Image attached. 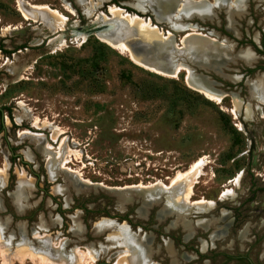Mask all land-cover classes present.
Segmentation results:
<instances>
[{
    "label": "rangeland",
    "instance_id": "1",
    "mask_svg": "<svg viewBox=\"0 0 264 264\" xmlns=\"http://www.w3.org/2000/svg\"><path fill=\"white\" fill-rule=\"evenodd\" d=\"M102 1L0 0V264H264V0Z\"/></svg>",
    "mask_w": 264,
    "mask_h": 264
},
{
    "label": "bare ground",
    "instance_id": "2",
    "mask_svg": "<svg viewBox=\"0 0 264 264\" xmlns=\"http://www.w3.org/2000/svg\"><path fill=\"white\" fill-rule=\"evenodd\" d=\"M102 0H97V2H101ZM163 2H164V5H165V7H168L171 3H172V0H163ZM174 2V1H173ZM175 3V2H174ZM94 4V3H93ZM201 5V4H200ZM35 6V5H34ZM190 7V6H189ZM188 7V8H189ZM41 8H43L42 6L41 7H39V6H36V7H34V9H41ZM47 8V7H46ZM187 8V7H186ZM18 9H19V11L22 13V15L24 16V18H29V16H28V13L26 12V10L23 8V6L21 5V3L19 2V7H18ZM71 9V8H70ZM171 9V8H170ZM44 10H45V8H44ZM48 10V9H47ZM111 10V9H110ZM123 10V9H122ZM122 10L119 8V7H117V6H115L114 8H112V10H111V14H112V18H113V16L114 17H116V12L117 13H119V14H121L120 13V11L122 12ZM173 10V9H172ZM204 10H207V9H204ZM31 11V10H30ZM51 10H49V12H50ZM71 11H73L72 9H71ZM180 11V10H179ZM202 11V10H201ZM35 12V17H31V18H33V19H36L37 18V12H36V10L34 11ZM205 12V11H204ZM210 12H211V10H210ZM118 15V14H117ZM125 15V14H124ZM56 16V15H55ZM102 16V15H101ZM126 16V15H125ZM128 16V15H127ZM126 16V17H127ZM206 16V15H205ZM60 17H61V20H59L61 23L62 22H64L67 18H66V16L65 15H63V14H60ZM130 18H129V20H126V21H129V22H131V24H134V22L138 19H141V18H139L137 15H135V14H133V15H131V16H129ZM121 18V17H120ZM119 18V19H120ZM116 19H117V17H116ZM142 20V19H141ZM48 21V20H47ZM189 23V22H188ZM56 24V23H55ZM143 24V23H142ZM147 24V26H148V22L146 23ZM145 25V24H144ZM131 26V25H130ZM195 26V25H194ZM74 28L75 27H78V26H73ZM180 27V26H179ZM61 28V27H60ZM152 28V27H151ZM188 28V27H187ZM59 29V27L57 26V25H54L53 24V26H51L50 27V31L51 32H53V33H56L57 32V30ZM180 29V28H179ZM193 29V28H192ZM196 29V28H195ZM60 30V29H59ZM148 30V29H147ZM73 32V34L76 36V37H78V36H80V37H78V38H80V42H83V40H84V37H85V34H87L88 32H86V31H78V30H72ZM98 34H99V37L103 40V41H105V42H107V43H110V44H114V42L111 40V38L110 37H108L106 34H104V33H102V32H100L99 31V28L98 29H96L95 30ZM169 34H171V33H169ZM186 34H188V33H186ZM198 34H199V32H198ZM167 35V34H166ZM192 35V34H191ZM204 35V34H203ZM193 36H195V35H193ZM192 36V37H193ZM57 36H55V37H53V38H51L50 40H49V42H52L55 38H56ZM158 37V36H157ZM161 37V36H160ZM199 37V36H198ZM77 38V39H78ZM187 38V37H186ZM204 38H207V37H204ZM85 41V40H84ZM183 41V40H182ZM163 42V41H162ZM63 43H65V41L62 39L61 41H60V44H63ZM222 43V42H221ZM116 44V43H115ZM119 44L120 45H122L120 42H119ZM175 44V43H174ZM223 44V43H222ZM173 45V44H172ZM114 47H117V46H114ZM124 48V47H123ZM122 48V49H123ZM124 50V49H123ZM175 50H177L176 48H175ZM127 52V51H126ZM133 58V57H132ZM135 59V58H134ZM174 59V58H173ZM175 60V59H174ZM136 61V60H135ZM138 62V61H137ZM140 63V62H139ZM143 65L146 67V68H148V70L150 69V70H152V71H155V72H157V73H160V74H162V75H165V76H176L179 72H180V69H186L185 71H186V74H185V76H184V78H185V81L187 82V84L189 85V86H191L193 89H196V90H198V91H200L202 94H204V96L205 97H207L208 99H210V100H212V101H215V103L217 102V103H220L221 102V100L223 99V97L225 96L224 94H218V93H215L216 91L215 90H213V91H215V92H213V91H211V90H209V89H207L206 87H209V86H206V85H203V83H202V81L200 82V81H198V80H196V79H194L193 77H192V75H191V72H190V70L188 69V68H186L185 66L183 67V66H181L180 64H176L174 67H172L170 70H165V69H161L160 67H157V66H155V65H152V64H146V63H143ZM144 67V68H145ZM27 68V67H26ZM210 88V87H209ZM255 94V93H254ZM264 101H262V103H263ZM233 104H234V107L232 108V112H233V114H234V116L236 115V112H235V110H237V109H239V106H240V102H239V100H236L235 98H233ZM244 113H245V118H249L250 116H251V107L249 106V105H247L246 106V108H245V111H244ZM37 119V118H36ZM240 127H241V125L240 124H238ZM23 133H26V134H30V135H32V136H40L41 134L40 133H37V132H31V131H28V130H23L22 131ZM45 149L46 150H49V152H51V153H54V155L52 156V158L53 159H55L56 157H57V153L53 150V148L49 145V144H46L45 145ZM53 151V152H52ZM60 152H62V151H60ZM60 157V156H59ZM58 161V160H57ZM65 161V160H64ZM202 158H199L194 164H192L191 166H190V169L188 170V172H185V173H178L177 174V177L175 178V180L176 181H182V182H184V185H185V193L183 194L182 193V195H181V197H171L172 198V202L175 204V205H177L179 202L178 201H180V199L181 200H183V202H184V204H188V205H190V206H195V207H201L202 209H205V210H208V209H213L214 207H215V205H216V201L215 200H213V199H195V200H188V196H189V193H191V187H192V184L193 183H195L196 181H194L195 180V178H196V175H197V172H198V170H197V167H199V165H201L202 164ZM61 162V161H60ZM62 162H63V160H62ZM63 164V163H62ZM61 165V164H60ZM62 166V165H61ZM66 168V167H65ZM73 172H75V171H73ZM240 176H241V173L239 172L238 174H236L230 181H233V183L234 184H237L238 183V181H239V178H240ZM190 180H189V179ZM186 179H188V180H186ZM83 180V179H82ZM85 180V179H84ZM85 181H87V180H85ZM84 181V182H85ZM143 186V185H142ZM154 186H158L159 188H161V189H163V190H171V188H172V186L170 187V186H167V185H165V184H163L162 182H157L156 181V183H153V184H149V185H145V186H143L144 188H152V187H154ZM133 187H140L139 185H133ZM126 188V187H125ZM129 188V187H128ZM175 188V187H174ZM136 189V188H135ZM139 189V188H138ZM157 189V188H156ZM184 190V189H183ZM182 191V190H181ZM154 192V191H153ZM233 194V189L232 188H226V189H224V190H222L221 191V193L219 194V196H218V199L219 200H223V199H226L227 197H229V196H231ZM173 196V195H172ZM167 197H168V195H167ZM170 198V199H171ZM217 199V200H218ZM221 202V201H220ZM122 234V237H125V236H127L126 235V232L124 231H121V233H120V235ZM25 244V243H24ZM5 245V244H4ZM7 246V245H6ZM148 246V245H147ZM55 247V246H54ZM3 249V248H2ZM59 249V248H58ZM22 251V250H21ZM54 251L56 252H53L55 255L57 254V248H55L54 249ZM90 251V250H89ZM133 251H136V250H133ZM65 253V252H64ZM71 253H73L72 255H74V257H75V255H77V256H79L80 255V253H79V251L75 248V249H73V251L71 252ZM133 253H135V252H133ZM60 254H62V253H60ZM92 254V253H91ZM67 255V254H66ZM139 255V257L141 256V254H138ZM42 256V255H41ZM58 256V259L59 260H57V258L55 257V259H56V261L59 263V264H65V260L63 259V255L61 256V255H57ZM81 256V255H80ZM96 256V255H95ZM8 257V256H7ZM39 257H40V255H39ZM47 257H49V256H47ZM53 259V258H52ZM54 259V260H55ZM75 259V258H74ZM92 260V259H91ZM71 264H73V263H71ZM117 264V263H116ZM151 264H153V263H151Z\"/></svg>",
    "mask_w": 264,
    "mask_h": 264
},
{
    "label": "trees",
    "instance_id": "3",
    "mask_svg": "<svg viewBox=\"0 0 264 264\" xmlns=\"http://www.w3.org/2000/svg\"><path fill=\"white\" fill-rule=\"evenodd\" d=\"M112 2H115V0H112ZM126 9L128 10V8H126ZM0 50H1L4 54H6V55L11 54V52H12V51H10V50H6V49H4L3 47H0ZM257 50H258L259 53L264 54V50H260V49H257ZM249 72H252V69H250ZM3 109L7 110L6 107H3L2 109H0V118L2 117ZM2 129H3V123L0 122V131H1ZM13 158H14V157H13ZM122 219H124V217H123ZM95 264H109V263H106L105 261H98V262L95 263Z\"/></svg>",
    "mask_w": 264,
    "mask_h": 264
},
{
    "label": "water",
    "instance_id": "4",
    "mask_svg": "<svg viewBox=\"0 0 264 264\" xmlns=\"http://www.w3.org/2000/svg\"><path fill=\"white\" fill-rule=\"evenodd\" d=\"M75 28H76V30H78V31H86V32H88V33H94V31H95L94 26L91 25V24H90L89 26H87V27H81V26H78V27H75ZM216 202L219 203L220 200L218 199Z\"/></svg>",
    "mask_w": 264,
    "mask_h": 264
},
{
    "label": "flooded vegetation",
    "instance_id": "5",
    "mask_svg": "<svg viewBox=\"0 0 264 264\" xmlns=\"http://www.w3.org/2000/svg\"><path fill=\"white\" fill-rule=\"evenodd\" d=\"M248 264H255L253 260H250Z\"/></svg>",
    "mask_w": 264,
    "mask_h": 264
},
{
    "label": "built area",
    "instance_id": "6",
    "mask_svg": "<svg viewBox=\"0 0 264 264\" xmlns=\"http://www.w3.org/2000/svg\"><path fill=\"white\" fill-rule=\"evenodd\" d=\"M234 118H236V117H234ZM240 123V122H239ZM238 124V123H237ZM237 124H235L237 127H238V125ZM239 128V127H238Z\"/></svg>",
    "mask_w": 264,
    "mask_h": 264
},
{
    "label": "crops",
    "instance_id": "7",
    "mask_svg": "<svg viewBox=\"0 0 264 264\" xmlns=\"http://www.w3.org/2000/svg\"><path fill=\"white\" fill-rule=\"evenodd\" d=\"M103 1H106V0H103ZM103 1H102V2H103ZM139 11H140V10H139ZM141 12H142V11H141Z\"/></svg>",
    "mask_w": 264,
    "mask_h": 264
}]
</instances>
